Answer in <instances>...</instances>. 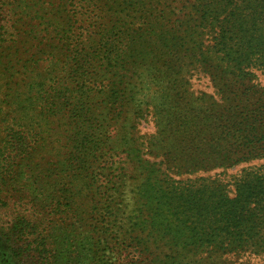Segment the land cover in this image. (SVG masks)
<instances>
[{"label": "trees", "instance_id": "1", "mask_svg": "<svg viewBox=\"0 0 264 264\" xmlns=\"http://www.w3.org/2000/svg\"><path fill=\"white\" fill-rule=\"evenodd\" d=\"M13 6L20 15L0 28V42L19 43L0 53L10 106L0 188L19 189L16 203L38 211L39 263L264 259V168L237 178L233 196L218 179H192L264 159L254 74L264 71V0ZM193 71L209 76L218 100L190 92ZM150 114L156 133L142 136Z\"/></svg>", "mask_w": 264, "mask_h": 264}, {"label": "rangeland", "instance_id": "2", "mask_svg": "<svg viewBox=\"0 0 264 264\" xmlns=\"http://www.w3.org/2000/svg\"><path fill=\"white\" fill-rule=\"evenodd\" d=\"M16 0H0V28H7L10 26L11 22L9 19L10 11L13 12L14 3ZM21 13V10H16L13 14L18 17ZM9 28V27H8ZM22 28V27H21ZM20 28V29H21ZM23 31V29L21 30ZM13 39V36H7L5 41L0 42V53L8 49V46L16 45L19 43L9 42ZM22 46H25L27 40H19ZM21 47V46H20ZM191 75H188V80L190 84V92H193L197 96L206 95L208 97H214L216 100L219 99L216 89L214 88L211 79L208 75L202 71H193ZM256 75V83L264 88V71L254 70ZM6 82L0 77V148L4 147V143L7 140V132L4 128L5 118L4 116L8 113L10 109L9 102L7 101L6 95L8 94ZM62 122L57 121L53 124L54 130L56 132H61ZM140 135L151 137L156 133L155 121L153 115L150 114L145 121L139 127ZM64 134L60 135L58 138L55 137V146L57 145V139L60 138L63 141ZM54 139V138H53ZM52 139V140H53ZM235 145H239L240 141H233ZM12 160L15 165L20 163V158L17 156V153L12 155ZM8 160V161H9ZM264 168V159L263 160H254L248 163H243L237 165L230 169H219L211 173L206 174H196L192 176V179L195 178H211L218 179L221 182L225 183L228 186L230 195H234L235 186L234 182L239 178L245 171L255 170L259 171ZM31 175L27 173L25 177H30ZM187 177H180L178 179L185 180ZM19 189L12 191L5 187L0 188V264H40L38 261V256L41 254V247H37L39 242L35 244L34 240L37 237L36 223L32 220H36L38 217L35 213L36 211L30 204L26 205L18 201L16 203V197ZM33 216V218L31 217ZM26 219L24 225L20 224L18 220ZM32 221V222H31ZM22 231V233H21ZM19 233V236L17 235ZM18 236V239L16 238ZM48 241L47 243H49ZM62 247L61 250H65L68 246V241L61 240ZM51 245L53 248V253H55L56 245L55 241L51 239ZM68 254V253H67ZM35 255V257L33 256ZM228 264H264V259L260 256L246 255V256H227L225 258ZM66 261V260H65Z\"/></svg>", "mask_w": 264, "mask_h": 264}]
</instances>
